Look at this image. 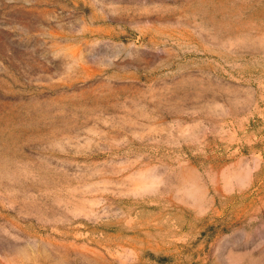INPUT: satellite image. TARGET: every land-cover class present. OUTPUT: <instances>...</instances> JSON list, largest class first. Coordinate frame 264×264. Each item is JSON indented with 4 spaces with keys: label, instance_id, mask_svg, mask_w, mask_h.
<instances>
[{
    "label": "rangeland",
    "instance_id": "obj_1",
    "mask_svg": "<svg viewBox=\"0 0 264 264\" xmlns=\"http://www.w3.org/2000/svg\"><path fill=\"white\" fill-rule=\"evenodd\" d=\"M0 264H264V0H0Z\"/></svg>",
    "mask_w": 264,
    "mask_h": 264
}]
</instances>
